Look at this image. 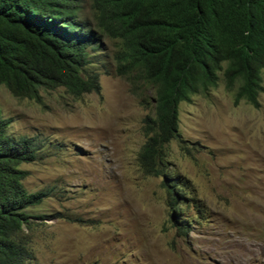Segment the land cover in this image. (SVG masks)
Returning a JSON list of instances; mask_svg holds the SVG:
<instances>
[{
	"label": "rangeland",
	"instance_id": "374dc122",
	"mask_svg": "<svg viewBox=\"0 0 264 264\" xmlns=\"http://www.w3.org/2000/svg\"><path fill=\"white\" fill-rule=\"evenodd\" d=\"M91 3L81 0L85 19ZM99 71L100 93L78 98L58 88L40 91L39 103L0 85L7 133L40 147L19 166L23 185L48 193L28 208L27 264H264V68L259 108L234 105L222 75L179 104L183 141L165 153L185 232L171 218L165 178L138 161L149 104L124 78Z\"/></svg>",
	"mask_w": 264,
	"mask_h": 264
},
{
	"label": "trees",
	"instance_id": "16d2710c",
	"mask_svg": "<svg viewBox=\"0 0 264 264\" xmlns=\"http://www.w3.org/2000/svg\"><path fill=\"white\" fill-rule=\"evenodd\" d=\"M91 1L85 19L81 0H0V85L40 103V91L100 93V69L124 78L149 104L140 167L165 178L171 218L185 232L176 209L181 184L167 172L165 153L172 140L183 141L179 104L208 94L221 74L234 105L260 107L264 0ZM9 122L0 112V264H27L28 208L48 193L24 187L19 166L38 159L40 147L33 137L9 135Z\"/></svg>",
	"mask_w": 264,
	"mask_h": 264
},
{
	"label": "clouds",
	"instance_id": "9594fccd",
	"mask_svg": "<svg viewBox=\"0 0 264 264\" xmlns=\"http://www.w3.org/2000/svg\"><path fill=\"white\" fill-rule=\"evenodd\" d=\"M221 75V74H220ZM220 79H221V76H220ZM261 81H262V78H261ZM224 82V81H223ZM219 84V83H218ZM225 85V84H224ZM217 87V86H216ZM213 89V88H212ZM211 89V90H212ZM230 91V90H229ZM262 91V90H261ZM210 92V91H209ZM196 95V94H195ZM233 95H234V90H233ZM260 95V94H259ZM191 98H192V96H191ZM242 101V100H241ZM243 101H245V100H243ZM260 101V100H259ZM248 103V102H247ZM261 104V103H260ZM251 105V104H250ZM261 106V105H260ZM254 107V106H253ZM255 108V107H254Z\"/></svg>",
	"mask_w": 264,
	"mask_h": 264
}]
</instances>
